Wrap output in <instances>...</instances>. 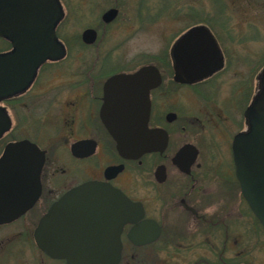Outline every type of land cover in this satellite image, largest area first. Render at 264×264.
I'll return each instance as SVG.
<instances>
[{
  "label": "flooded vegetation",
  "instance_id": "1",
  "mask_svg": "<svg viewBox=\"0 0 264 264\" xmlns=\"http://www.w3.org/2000/svg\"><path fill=\"white\" fill-rule=\"evenodd\" d=\"M56 1L61 15L54 31L63 54L46 58L29 77L20 76L11 93L0 95L9 123L0 134V158L9 143H21L8 177L10 193L14 201L31 204L0 223V236L9 232L0 246V254H11L4 264H67L34 238L39 221L55 206L58 233L74 231L82 238L63 239L69 251H119L115 264H249L256 238L243 237L241 229L247 234L264 227L242 193L233 141L248 131L246 112L260 91V38L245 32L248 26H216L198 12L201 19L162 38L155 51L116 53L124 41L113 38V24L131 10L137 27L125 24L124 40L138 37L146 0ZM113 9L115 17L106 20ZM204 27L217 43L219 64L205 53L200 32L190 38L186 59L177 62L174 48L182 35ZM41 31L0 34V56ZM145 65L154 66L147 79L156 80L147 117L155 149L130 157L118 149L106 123L119 124V132L138 131L146 97L138 93V79L125 80L121 91L119 85L109 91L107 82ZM97 182L99 189L88 188ZM204 249L212 256H204ZM226 250L234 255L225 257Z\"/></svg>",
  "mask_w": 264,
  "mask_h": 264
},
{
  "label": "water",
  "instance_id": "2",
  "mask_svg": "<svg viewBox=\"0 0 264 264\" xmlns=\"http://www.w3.org/2000/svg\"><path fill=\"white\" fill-rule=\"evenodd\" d=\"M60 15V8L56 0H0V34L13 38V30L24 32L25 29H32L33 35L36 30H42V35L41 33L35 34L31 41L17 40L15 42L16 51L0 56V95L11 93L17 85H20L17 79L25 73H27L26 77H29L46 58L63 54V47L56 42L54 31V24ZM115 15L116 10L113 9L108 11L104 18L110 20ZM39 16L40 18H38ZM87 32L92 33L91 37H93L94 31L88 30ZM198 32L206 38L204 39V46L208 47L209 51L206 50L205 53L214 54V58L218 54L217 43L210 31L205 27L204 29L196 28L182 35L175 46L174 56L177 62L180 63L186 59V46L190 43V38L195 37ZM215 59L219 64V58L216 57ZM153 69L154 66L145 65L134 74H117L110 77L107 82L109 91L117 89V85L120 86L118 90L121 91V85L125 80L138 79L140 80L138 93L146 97L145 117L140 123L138 131L132 132L129 129L128 133H125L127 131L119 132L116 130H121L119 124L112 121L106 123L116 138L118 149L130 157L155 149L154 131L147 128L148 92L152 86L156 85L155 78L154 81H149L147 77ZM246 116L249 118L250 127L247 132L239 133L234 138V163L242 193L264 227V71L260 76V91L252 106L247 110ZM8 125V117L0 108V134L8 128ZM118 133H121V135ZM20 144L9 143L0 158V186L5 190L0 193V223L10 222L31 205L19 200L14 201L10 193L11 182L8 177L14 164L15 151L19 149ZM27 146L28 149L32 148L35 152H38V148L34 145L27 144ZM35 156L32 157L35 158ZM36 165L39 169L38 155ZM90 185L88 188H100L98 182ZM111 195L125 197L116 191H112ZM57 223L58 208L55 206L39 221L34 232V238L38 244L49 245L50 255L66 257L67 264H79L76 262L84 260L92 262V264H115L118 260L119 251L104 253L98 250L76 252L62 248L63 239H78L79 242L82 238L74 231L67 232L68 236L59 234ZM69 244L74 245L76 243L72 241Z\"/></svg>",
  "mask_w": 264,
  "mask_h": 264
},
{
  "label": "rangeland",
  "instance_id": "3",
  "mask_svg": "<svg viewBox=\"0 0 264 264\" xmlns=\"http://www.w3.org/2000/svg\"><path fill=\"white\" fill-rule=\"evenodd\" d=\"M145 7L144 24L138 37L135 35L132 39L124 40L125 24L137 27L136 17L131 10L126 11L128 18L121 13L113 24V30L116 31L113 38L124 41V45L118 46L116 53L132 55L142 49L149 54L161 45L162 38L178 35L190 21L201 19L198 18V12H203L204 21H216V26L219 25L218 22H235L239 26H248L245 32L260 38L256 46L258 50H264V0H146ZM6 229L9 231L10 227ZM241 232L243 237L253 235L256 238V248L248 254L252 256L249 264H264V232L259 229L250 230L247 234H244L242 229ZM6 234L3 231L0 236L1 247L8 241ZM204 250V256H212L206 252L207 249ZM231 251L226 250L225 257L234 255ZM10 255L5 251L0 254V264L8 263L11 260ZM49 264L53 263L49 261Z\"/></svg>",
  "mask_w": 264,
  "mask_h": 264
}]
</instances>
